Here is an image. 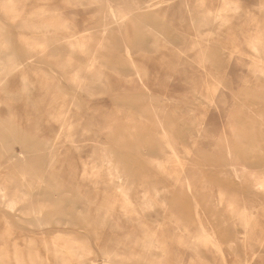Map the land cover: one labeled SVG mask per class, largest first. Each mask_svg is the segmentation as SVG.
I'll list each match as a JSON object with an SVG mask.
<instances>
[{
	"label": "rangeland",
	"instance_id": "obj_1",
	"mask_svg": "<svg viewBox=\"0 0 264 264\" xmlns=\"http://www.w3.org/2000/svg\"><path fill=\"white\" fill-rule=\"evenodd\" d=\"M0 264H264V0H0Z\"/></svg>",
	"mask_w": 264,
	"mask_h": 264
},
{
	"label": "bare ground",
	"instance_id": "obj_2",
	"mask_svg": "<svg viewBox=\"0 0 264 264\" xmlns=\"http://www.w3.org/2000/svg\"><path fill=\"white\" fill-rule=\"evenodd\" d=\"M141 75H142V74H141ZM92 147H93V146H92ZM83 162H84V159H83ZM82 170H83V169H82ZM124 197H125V196H124ZM127 197H128V196H127ZM124 214H125V213H124ZM126 214H127V213H126ZM117 223H118V222H117ZM203 229H204V228H203ZM206 235L209 236L208 234H206ZM199 239H200V238H199ZM197 240H198V239H197ZM208 240H209V239H208ZM122 244H123V243H122ZM213 244L215 245V243H213ZM214 245H213V246H214ZM125 246H126V245H125ZM135 248H136V247H135ZM214 248H215V247H214ZM122 250H123V249H122ZM218 250H219V249H218ZM220 250H221V248H220ZM113 252H114V251H113ZM132 252H133V250H132ZM134 252H135V249H134ZM134 252H133V253H134ZM220 252H221V251H220ZM130 253H131V252H130ZM221 253H222V252H221ZM106 254H109V253H106ZM131 255H132V254H131ZM131 255H130V256H131ZM139 255H140V254H139ZM130 256H129V257H130ZM141 256H142V255H141ZM127 258H128V257H127ZM135 258H136V257H135ZM132 259H133V258H132ZM138 259H139V258H138ZM139 260H140V259H139Z\"/></svg>",
	"mask_w": 264,
	"mask_h": 264
}]
</instances>
